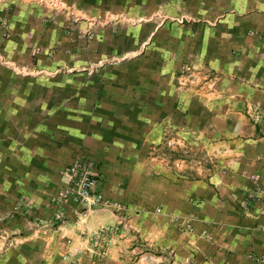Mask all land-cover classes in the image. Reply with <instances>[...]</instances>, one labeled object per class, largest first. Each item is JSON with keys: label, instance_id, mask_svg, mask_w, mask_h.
I'll return each mask as SVG.
<instances>
[{"label": "crops", "instance_id": "crops-1", "mask_svg": "<svg viewBox=\"0 0 264 264\" xmlns=\"http://www.w3.org/2000/svg\"><path fill=\"white\" fill-rule=\"evenodd\" d=\"M5 4L0 264H64L62 245L78 231L50 222V198L82 153L97 163L92 191L118 206L95 210L88 229L117 233L100 261L75 264H257L264 0ZM96 17L100 31L80 39V23ZM165 141L202 150L211 169L165 172L152 152Z\"/></svg>", "mask_w": 264, "mask_h": 264}, {"label": "built area", "instance_id": "built-area-1", "mask_svg": "<svg viewBox=\"0 0 264 264\" xmlns=\"http://www.w3.org/2000/svg\"><path fill=\"white\" fill-rule=\"evenodd\" d=\"M98 178L97 163L82 153L63 169L60 184L50 198V203L55 207L50 222H58L61 226L71 225L78 231L76 243L66 239L62 245L60 258L64 264H75L79 258L89 262L100 261L106 246L117 233V225L88 229L87 222L95 210L110 205L115 208L114 210L118 208L117 205L103 199L100 193L92 191ZM188 224L186 221L182 226L191 231ZM259 230L264 232V225ZM249 259L257 264H264L263 253L257 256L249 255Z\"/></svg>", "mask_w": 264, "mask_h": 264}, {"label": "rangeland", "instance_id": "rangeland-1", "mask_svg": "<svg viewBox=\"0 0 264 264\" xmlns=\"http://www.w3.org/2000/svg\"><path fill=\"white\" fill-rule=\"evenodd\" d=\"M6 1H8V4H5V8L6 5H13V7L19 9L22 5H27L26 3L30 0H0V3ZM99 18L96 17L92 20L93 22L86 23V28H84L82 23H80L81 31L78 37H80V39H84L85 41L92 36L93 39L94 28L96 29L95 33L100 31L99 26L101 24L97 23ZM98 22L101 21L99 20ZM115 30L116 29H114V31ZM111 31H113V29H111ZM152 152L157 157L156 160L157 162H160L163 170L165 172H172V174L177 178L180 176H185L188 179L197 178L200 174H203L202 171L210 170V166L213 165L211 162L212 159L209 158L202 150H197L185 145H177L171 142H168V144L166 141L163 142V145L155 148ZM198 169L201 170L200 174Z\"/></svg>", "mask_w": 264, "mask_h": 264}]
</instances>
